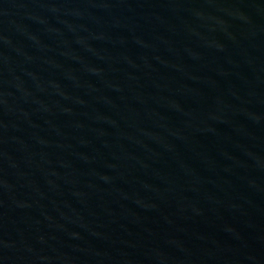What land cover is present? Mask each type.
Listing matches in <instances>:
<instances>
[{"label":"water","instance_id":"obj_1","mask_svg":"<svg viewBox=\"0 0 264 264\" xmlns=\"http://www.w3.org/2000/svg\"><path fill=\"white\" fill-rule=\"evenodd\" d=\"M0 264H264V0H0Z\"/></svg>","mask_w":264,"mask_h":264}]
</instances>
